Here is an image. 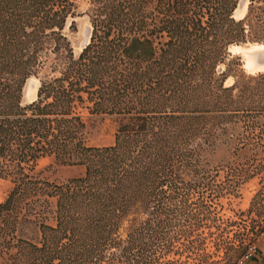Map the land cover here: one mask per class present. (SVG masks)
Returning <instances> with one entry per match:
<instances>
[{
    "label": "trees",
    "instance_id": "1",
    "mask_svg": "<svg viewBox=\"0 0 264 264\" xmlns=\"http://www.w3.org/2000/svg\"><path fill=\"white\" fill-rule=\"evenodd\" d=\"M88 1L89 40L74 56L63 29L75 0H0V177L11 182L0 202V264H162L175 241L201 264V230L220 220L216 200L260 173L264 188L261 160L231 161L220 179L206 158L218 143L234 154L264 149L254 134L264 72L245 74L230 52L251 26L264 34V0H249L241 19V0ZM48 54L64 62L22 105L25 81ZM226 60L239 70L230 85L218 69ZM79 106L121 117L111 145L87 144ZM44 156L84 174L40 178L33 170ZM30 228L35 240L24 236Z\"/></svg>",
    "mask_w": 264,
    "mask_h": 264
},
{
    "label": "rangeland",
    "instance_id": "2",
    "mask_svg": "<svg viewBox=\"0 0 264 264\" xmlns=\"http://www.w3.org/2000/svg\"><path fill=\"white\" fill-rule=\"evenodd\" d=\"M248 4L249 0L239 2L234 11L236 19H241L246 15ZM89 12L90 3L88 0H75L72 14L66 18L63 33L68 39L74 56L80 53L89 40L91 31ZM261 46H264V34L251 26L247 42L230 48L232 56L240 57V68L245 74L257 75L264 72V48ZM63 62L62 55L48 54L46 56L42 66L24 83L21 97L22 105L35 99L39 81L57 75V70ZM218 69L222 71L227 69L229 72L225 80L226 85L232 84L235 80L233 75L239 73L238 68L228 60L220 64ZM77 111L83 116L86 123V142L88 145L107 146L114 142V135L121 120L120 116L107 113L90 114L87 109L81 106L77 108ZM240 126H242L241 122ZM240 126L238 131L242 130ZM254 131L257 140L262 137L264 139L263 117L255 118ZM253 157L264 163V149L261 147L253 151L241 149L234 154L231 144L218 143L212 152L206 154V158L212 166L221 168L218 173L220 179L230 174L229 169L225 167L229 162L244 163L248 158ZM56 166L51 157H45L35 163L33 171L40 178L54 183H62L65 180H62L63 176ZM262 175L263 173H260L245 179L237 188L236 196L225 194L216 200V212L220 220L216 224L211 223L201 230L203 238L201 248L204 250L201 264H232L250 244L257 245L258 255L261 253L260 248H264V193L255 198L254 196L263 187ZM10 187V179L0 177V202L3 201ZM52 210L53 202L49 199V205L44 209V222L49 225L53 224ZM132 216H129L127 221L125 220L122 224L119 231L122 238L125 236L128 221ZM24 236L35 240V233L32 232L31 228L26 229ZM179 249L180 245L175 241L173 251L168 255L161 256L162 264L167 258L174 260L180 258L184 261L183 264H196L187 249H182L183 251L177 253ZM187 255L189 256L188 259Z\"/></svg>",
    "mask_w": 264,
    "mask_h": 264
},
{
    "label": "crops",
    "instance_id": "3",
    "mask_svg": "<svg viewBox=\"0 0 264 264\" xmlns=\"http://www.w3.org/2000/svg\"><path fill=\"white\" fill-rule=\"evenodd\" d=\"M45 157H50V156L40 157L39 159H43ZM39 159H37L36 162ZM56 167H58L60 174H62L63 176L62 180H66L68 178H74V177H81L84 174V167L81 165L56 166ZM260 250H261V253H259V255L253 260V264H264L263 263L264 262V248H260Z\"/></svg>",
    "mask_w": 264,
    "mask_h": 264
},
{
    "label": "built area",
    "instance_id": "4",
    "mask_svg": "<svg viewBox=\"0 0 264 264\" xmlns=\"http://www.w3.org/2000/svg\"><path fill=\"white\" fill-rule=\"evenodd\" d=\"M258 256V247L255 244L247 246L245 252L233 264H253L254 258Z\"/></svg>",
    "mask_w": 264,
    "mask_h": 264
},
{
    "label": "bare ground",
    "instance_id": "5",
    "mask_svg": "<svg viewBox=\"0 0 264 264\" xmlns=\"http://www.w3.org/2000/svg\"><path fill=\"white\" fill-rule=\"evenodd\" d=\"M261 47H263L264 48V46H261ZM257 55V54H256ZM25 100V99H24Z\"/></svg>",
    "mask_w": 264,
    "mask_h": 264
}]
</instances>
